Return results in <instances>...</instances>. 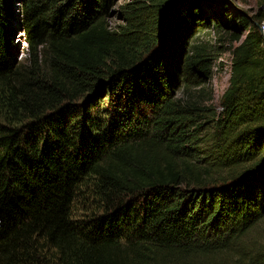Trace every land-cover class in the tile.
<instances>
[{
    "label": "trees",
    "instance_id": "trees-1",
    "mask_svg": "<svg viewBox=\"0 0 264 264\" xmlns=\"http://www.w3.org/2000/svg\"><path fill=\"white\" fill-rule=\"evenodd\" d=\"M20 2L18 61L0 0V264H252L262 11L227 20L197 0H132L113 26L114 0ZM209 26L231 46L219 112L196 38Z\"/></svg>",
    "mask_w": 264,
    "mask_h": 264
},
{
    "label": "rangeland",
    "instance_id": "rangeland-1",
    "mask_svg": "<svg viewBox=\"0 0 264 264\" xmlns=\"http://www.w3.org/2000/svg\"><path fill=\"white\" fill-rule=\"evenodd\" d=\"M111 6V25L121 24V18L117 11L119 6L132 0H114ZM205 16L221 17L222 19L233 20L236 16H245L251 18L258 11L264 14V0H212L208 5L205 0H197ZM12 14L8 19L7 30L12 35V51L16 59L23 60L27 56V44L21 25V2L20 0H11ZM246 33L243 34L242 38ZM196 38L205 43L209 48L210 63L212 65V78L207 87L212 94V100L207 105L214 108L216 112L221 110L220 99L227 88L230 74V45L226 39L219 36L213 26L200 30ZM178 92L177 94H179ZM244 254L252 260V264H264V220L254 226L245 236ZM234 259H232L233 261Z\"/></svg>",
    "mask_w": 264,
    "mask_h": 264
},
{
    "label": "built area",
    "instance_id": "built-area-1",
    "mask_svg": "<svg viewBox=\"0 0 264 264\" xmlns=\"http://www.w3.org/2000/svg\"><path fill=\"white\" fill-rule=\"evenodd\" d=\"M259 31L261 32V34H262L263 37H264V21L260 24V26H259Z\"/></svg>",
    "mask_w": 264,
    "mask_h": 264
}]
</instances>
